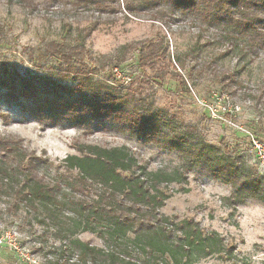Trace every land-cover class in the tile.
<instances>
[{
  "label": "rangeland",
  "instance_id": "1",
  "mask_svg": "<svg viewBox=\"0 0 264 264\" xmlns=\"http://www.w3.org/2000/svg\"><path fill=\"white\" fill-rule=\"evenodd\" d=\"M113 7L100 10L94 0H0V140H21L29 152L47 156L52 165L42 163L39 169L48 177L55 175L66 157L77 154L76 143L126 146L150 170L182 166L175 151L161 150L113 118L71 115L60 109L62 114L50 110L39 116L32 110L37 99L44 101L45 82L58 75L55 61L45 55L46 45L80 44L87 50L83 60L94 73L93 81L127 87L129 109L152 105L164 116H174L182 131L197 127L206 141L229 144L246 165L264 176V130L260 131L264 129V52L243 69L234 55L223 56L218 30L206 24L201 10L175 8L159 0H117ZM146 41L165 50L166 59H158L156 69L142 67L136 51L123 49ZM118 62L119 69L114 70ZM209 69L240 74L229 77L223 86ZM111 73L115 76L108 80ZM24 78L34 84L35 97L27 99L16 92ZM58 85L71 87L72 83ZM257 137L259 142L252 144ZM231 193L230 186L199 164L187 182L169 186L170 197L161 212L216 231L234 248L236 262L262 264L264 202L248 200L234 207L228 201ZM61 200L67 203L64 196ZM52 206L44 210L39 203L22 204L11 188L0 192V264H80L78 242L104 249L98 235L83 231L68 206L62 210ZM137 260L134 252L131 264ZM194 264L231 262L214 255Z\"/></svg>",
  "mask_w": 264,
  "mask_h": 264
},
{
  "label": "trees",
  "instance_id": "2",
  "mask_svg": "<svg viewBox=\"0 0 264 264\" xmlns=\"http://www.w3.org/2000/svg\"><path fill=\"white\" fill-rule=\"evenodd\" d=\"M94 1L100 10H114L113 3L117 0ZM159 1L175 8L201 10L206 24L218 30L216 38L224 48L223 56L234 55L243 69L264 52V0ZM123 49L136 51L144 68L156 69L158 59H166L165 50L153 42L129 44ZM86 51L80 44L46 45L45 55L55 61L58 75L45 82L48 86L41 91L44 101L37 99L32 110L39 116H46L50 110L57 114L60 109L71 115L80 112L113 118L161 150L175 151L182 166L172 171L150 170L126 146L76 143L77 154L66 157L56 167L55 175L48 177L39 169L42 163L52 165L47 156L39 157L29 152L23 141L7 138L0 140V192L11 188L20 203H39L44 210L53 209V204L61 210L68 206L83 231L98 235L104 244L102 249L78 242L80 264H131L134 252L140 260L133 264H194L214 255L231 264H244L236 262L234 248L216 231L207 230L192 219L180 221L165 216L161 209L170 197L169 186L187 182L188 174L199 164H205L213 178L232 188L228 201L234 207L248 200L264 202V176L256 167L246 165L241 154L223 140L221 146L206 141L197 127L187 126L182 131L174 116H164L152 105L129 109L127 87L93 81L94 73L83 60ZM119 62L114 70L119 69ZM237 74L240 72L231 75L217 70L210 72L223 86ZM114 76L111 73L108 80ZM64 81H71V87L58 85ZM19 84L16 92L24 98L38 94L28 79H20ZM64 93L68 95L66 98ZM80 93H85V97H72ZM50 95L56 99L48 101ZM61 196L67 203L59 201Z\"/></svg>",
  "mask_w": 264,
  "mask_h": 264
},
{
  "label": "built area",
  "instance_id": "3",
  "mask_svg": "<svg viewBox=\"0 0 264 264\" xmlns=\"http://www.w3.org/2000/svg\"><path fill=\"white\" fill-rule=\"evenodd\" d=\"M255 143V142H254ZM259 149H261V146H257Z\"/></svg>",
  "mask_w": 264,
  "mask_h": 264
}]
</instances>
